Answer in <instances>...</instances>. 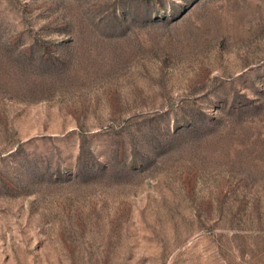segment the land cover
<instances>
[{"label": "rangeland", "instance_id": "obj_1", "mask_svg": "<svg viewBox=\"0 0 264 264\" xmlns=\"http://www.w3.org/2000/svg\"><path fill=\"white\" fill-rule=\"evenodd\" d=\"M0 264H264V0H0Z\"/></svg>", "mask_w": 264, "mask_h": 264}]
</instances>
